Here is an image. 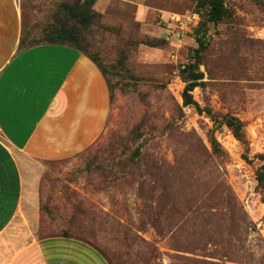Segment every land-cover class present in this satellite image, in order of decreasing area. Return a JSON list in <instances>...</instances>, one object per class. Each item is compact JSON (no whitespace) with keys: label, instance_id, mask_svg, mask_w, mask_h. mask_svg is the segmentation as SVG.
<instances>
[{"label":"rangeland","instance_id":"1","mask_svg":"<svg viewBox=\"0 0 264 264\" xmlns=\"http://www.w3.org/2000/svg\"><path fill=\"white\" fill-rule=\"evenodd\" d=\"M74 2L21 0L23 33L43 40ZM197 2L154 0L157 10L146 22L105 14L86 32V48L108 73V126L84 153L42 163L40 237L67 233L115 264H264V189L257 179L264 165L257 158L264 155V0H227L231 17L209 25L196 70L203 79L188 106L186 70L196 63L203 22ZM226 116L244 124L248 145ZM221 177L234 193L238 226L226 232L214 221L210 252L188 251L187 235L199 234L204 222L186 210L177 217L172 197L188 188L210 197Z\"/></svg>","mask_w":264,"mask_h":264},{"label":"crops","instance_id":"2","mask_svg":"<svg viewBox=\"0 0 264 264\" xmlns=\"http://www.w3.org/2000/svg\"><path fill=\"white\" fill-rule=\"evenodd\" d=\"M154 0H98L102 14L146 22ZM21 0H0V264H109L91 245L39 236L43 162L74 158L105 134L108 83L83 52L20 50Z\"/></svg>","mask_w":264,"mask_h":264},{"label":"trees","instance_id":"3","mask_svg":"<svg viewBox=\"0 0 264 264\" xmlns=\"http://www.w3.org/2000/svg\"><path fill=\"white\" fill-rule=\"evenodd\" d=\"M258 2L262 0H256ZM98 0H75L72 4H65L62 10L57 14V19L51 22L48 25V30L45 31L46 34L43 40H34L27 38L22 31V38L20 43V50H28L35 46L41 44H57V45H66L71 48H74L78 51L86 54L99 68L104 78L106 79L110 91V104L112 103V91L109 84V79L107 78V71L103 69L99 60L89 52V49L86 48L85 42V34L86 32L95 25L96 19L101 18L105 14L100 13L96 10L95 6ZM227 0H198L197 2V10L201 13L203 17V22L201 24V28L197 33V43L198 48L195 51V60L196 63L189 65L187 67L188 77L190 78V83L187 85L184 93L185 104L186 105H194L193 98L191 96V92L199 86L198 81L203 79V74L197 73L198 67L200 65L201 57L204 51L207 48V34L209 31V25L214 24L218 25L224 23L227 19L231 17L230 9L226 4ZM117 19V18H115ZM118 21H128L124 19H117ZM139 22V21H136ZM147 45L150 47H159L163 45V42L160 41H149ZM225 122L227 126L232 129L235 137L248 145L249 142L246 138V134L244 131V124L237 118L232 116H226ZM218 144L215 143L214 148L218 150L220 154L222 151L218 149ZM258 159L264 161V155L257 156ZM257 179L259 183V187L264 189V165H262L257 172ZM186 194H181L177 196L173 195L174 198L173 203L171 204L173 212L177 211L175 215L178 217L181 213L186 210L184 216L188 214L195 217L197 220H202L204 224L200 226L201 230L198 228L199 234L196 232L189 233L187 235L188 241V251L194 252L199 249L203 253L208 250L210 245H213L212 237L207 236V228L211 226L214 221V226L218 227V225L224 226L226 232L231 231L234 228H237L238 223L236 217V211L233 207V202H236L234 197V193L224 177H221L220 184L217 186L216 191L214 190L210 197H205V190H198L195 195H192V188H188L186 190ZM263 192V191H262ZM217 194L216 203L211 205V203L215 200V195ZM182 197V202L179 201L178 198ZM177 199V200H176ZM41 205V204H40ZM234 209V210H233ZM42 210V206L40 207V211ZM242 214V210H241ZM176 217V218H177ZM242 223L241 219L238 221ZM211 221V223H210ZM191 221H186L188 224ZM182 225L181 221L178 222ZM183 226V225H182ZM238 230V229H236ZM52 237H65V238H73L85 242L91 245L89 242L79 239L77 237H73L65 234H57V235H46L41 238H52ZM230 239V238H229ZM207 242V244H205ZM232 245V242L229 243ZM92 246V245H91ZM214 246V245H213ZM93 247V246H92ZM233 247L232 254H235L236 247ZM94 248V247H93ZM96 249V248H95ZM97 250V249H96ZM98 251V250H97ZM100 252V251H98ZM104 256L102 252H100ZM205 254V253H204ZM212 254V253H211ZM206 256V255H205ZM215 256V255H211ZM105 257V256H104ZM106 258V257H105ZM109 264H115L112 258H106ZM203 264H213L208 261H203Z\"/></svg>","mask_w":264,"mask_h":264}]
</instances>
